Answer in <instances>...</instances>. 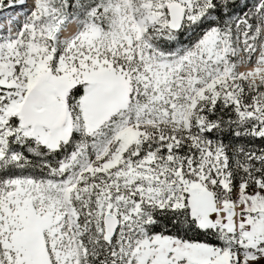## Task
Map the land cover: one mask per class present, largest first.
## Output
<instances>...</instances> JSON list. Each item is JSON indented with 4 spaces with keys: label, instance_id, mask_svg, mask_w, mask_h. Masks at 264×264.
<instances>
[{
    "label": "snow or ice",
    "instance_id": "1",
    "mask_svg": "<svg viewBox=\"0 0 264 264\" xmlns=\"http://www.w3.org/2000/svg\"><path fill=\"white\" fill-rule=\"evenodd\" d=\"M0 264H264V0H0Z\"/></svg>",
    "mask_w": 264,
    "mask_h": 264
}]
</instances>
